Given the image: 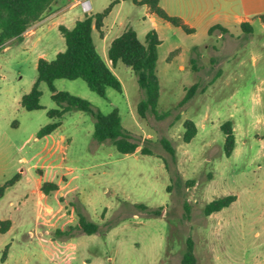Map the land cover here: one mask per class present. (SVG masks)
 Returning <instances> with one entry per match:
<instances>
[{
	"label": "rangeland",
	"instance_id": "rangeland-1",
	"mask_svg": "<svg viewBox=\"0 0 264 264\" xmlns=\"http://www.w3.org/2000/svg\"><path fill=\"white\" fill-rule=\"evenodd\" d=\"M63 1L58 11L68 3ZM84 1L91 5L86 14L103 11L114 0H80L76 10L81 13ZM193 1L164 6L184 13L196 27L192 34L158 16L155 27L144 5L131 0L121 7L114 4L115 11L121 8L122 20L112 35L128 27L136 29L141 40L151 29L159 33L158 107L171 112L168 117L138 115L143 91L122 62L114 72L123 92L108 88L103 97L80 78L54 82L57 90L89 100L104 114L119 109L122 128L141 144L134 153L123 154L110 143L96 141L94 118L81 110L66 112L55 131L38 136L52 121L48 111L57 107L52 91L46 82L40 83L42 107L36 110L23 107L21 98L37 79L38 59H53L66 48L53 12L29 28L23 41L11 40L0 50V182L21 173L0 198V223L11 221L9 230L0 234V264H183L187 238L195 239L193 229L205 220V203L232 193L239 195L231 207L241 212L246 248L264 244V0ZM244 20L253 32L241 28ZM215 24L229 31L209 34ZM98 32V50L108 60ZM195 83L194 97L179 106ZM185 119L198 127L191 142L183 141ZM226 120L233 121L236 134L229 157L221 130ZM161 138L171 141L175 157ZM143 145L153 154H142ZM190 180L195 183L187 187ZM44 183H54L57 189L44 191ZM81 216L97 223L98 230L87 234L77 229ZM232 228L238 242L236 221ZM255 231L259 237H254Z\"/></svg>",
	"mask_w": 264,
	"mask_h": 264
},
{
	"label": "trees",
	"instance_id": "trees-1",
	"mask_svg": "<svg viewBox=\"0 0 264 264\" xmlns=\"http://www.w3.org/2000/svg\"><path fill=\"white\" fill-rule=\"evenodd\" d=\"M62 0H0V50L6 47L11 40L19 42L24 40V33L36 22L42 20L47 14L57 11L62 4ZM119 0H114L108 7L101 12L86 13L82 19L76 21L72 28L65 25H59V31L65 38L66 48L59 51L53 59L41 57L37 62V79L30 90L21 98V104L27 110L40 109L41 90L40 83L46 82L51 91L52 98L57 107L48 111V116L52 119L50 123L42 127L38 133L39 137L55 131L62 123L64 114L71 110H81L87 112L94 118L93 138L99 143H110L123 154L136 152L141 145L132 134L122 128V118L119 109L115 108L111 112L104 114L95 109L92 103L78 95L67 91L56 89L54 82L57 79H83L92 91L106 97L108 88H114L123 92V85L119 77L114 72V68L119 62L129 66L135 73L140 89L143 91V97L137 103L138 115L145 119L150 114L156 119L162 120L168 117L171 112L159 110L160 98V80L157 72V63L159 58V47L162 43L159 33L156 29L149 30L144 40L139 38L138 32L133 27H128L119 36L113 39L108 48L109 65L106 59L100 54L97 44L95 31L101 33L106 16L110 13L112 7ZM136 5H147L150 11L158 17L170 22L176 27L182 28L185 32L192 34L196 29L190 27L179 17L170 15L161 5V0H131ZM264 19V15L262 16ZM245 32H253V26L249 21H243L240 24ZM219 29L226 33L229 29L221 24H215L210 27L209 34ZM198 90V84L190 86L179 103V106L186 104L191 100ZM185 131L183 141L191 142L198 133V127L192 119H185L183 122ZM221 130L224 133V153L231 156L236 147V134L232 120H226L221 124ZM152 142L151 139H146ZM160 142L170 154L175 157V148L167 138H161ZM142 154H153L151 148L147 145L141 147ZM21 178V173H16L5 183L0 182V198L6 192V189L13 186ZM195 181L190 180L187 187L194 185ZM57 189L54 183H44L42 190L49 191ZM237 200L236 194H227L217 197L203 207V214L209 216L213 212L222 210L230 206ZM142 209H147L144 204H139ZM186 217L189 218L190 205L186 202ZM151 213L159 215V210H152ZM11 221L3 220L0 223V234L9 230ZM77 229L93 234L98 230V224L81 216L77 224ZM9 246L7 245L2 262L6 260ZM183 264H197L198 259L195 255V243L192 237L187 238L186 251L182 256Z\"/></svg>",
	"mask_w": 264,
	"mask_h": 264
},
{
	"label": "crops",
	"instance_id": "crops-1",
	"mask_svg": "<svg viewBox=\"0 0 264 264\" xmlns=\"http://www.w3.org/2000/svg\"><path fill=\"white\" fill-rule=\"evenodd\" d=\"M66 1L68 3H66L65 8L60 11L58 10L55 11V13H53L55 14L53 17L56 18V21H58L60 25L62 24L69 28H72L77 20L82 19L85 16V10L83 9L82 13L76 10V7L80 4V0H66ZM123 1L125 0H119L117 2L120 5V7L122 6ZM181 1L182 0H161L160 5H163L164 7L165 3L167 4L169 3L172 4L175 2L181 3ZM226 1L231 2L232 0H226ZM63 2H65V0ZM193 2H194L193 0H190L191 4H193ZM200 2H203L205 4H211L214 3V0H201ZM144 6L146 7L145 9L147 13L150 15L153 25L157 27V21H156L157 15L152 13L147 5ZM165 9L170 15L181 17L185 21V23H187L190 27L196 29L195 25L190 21V19L184 13L181 12L173 13L167 8ZM73 17H75L73 22L71 24H68V22ZM121 20H122L121 8L115 11L113 6L110 13L106 16L104 20V25L102 27L101 33L98 32L100 38L105 41L107 45V49L109 48L113 39L119 36L123 32V31H119V33L112 35V32H115V28L121 24ZM126 29L127 28H125V30ZM37 38L39 39L40 36L38 35ZM25 42H28V38H26ZM35 45L36 44H34V46ZM7 46L8 45H6V47ZM106 61L109 65H112L109 59L108 60L106 59ZM214 181L215 179L207 183L206 185L207 190L210 189V186L212 183H214ZM236 195H237V200L234 201L230 206L225 207L220 211L213 212L209 216L204 215L205 220L203 221V223L199 224L193 229L195 232V239L193 240L195 243V247H197L195 248V255L198 259V262H200V260L203 261L206 260L209 261V264H264V244L253 243V245L250 248H246V244L243 239V236L241 237V232H242L241 230L242 226L240 222L241 212L238 209L234 210V208L231 207L232 205H236L239 202L238 193H236ZM230 209L233 210L230 211ZM235 221H236V225H239L240 227L239 228L240 237L238 238V240L239 239L240 240L238 242H236V238L234 237V234H232V230H233L232 225ZM254 237H259V231H255ZM202 251L205 254L203 256H201ZM199 253L201 254L200 256Z\"/></svg>",
	"mask_w": 264,
	"mask_h": 264
},
{
	"label": "built area",
	"instance_id": "built-area-1",
	"mask_svg": "<svg viewBox=\"0 0 264 264\" xmlns=\"http://www.w3.org/2000/svg\"><path fill=\"white\" fill-rule=\"evenodd\" d=\"M83 5H84V10L85 11L91 9V5H90L89 1H84Z\"/></svg>",
	"mask_w": 264,
	"mask_h": 264
}]
</instances>
